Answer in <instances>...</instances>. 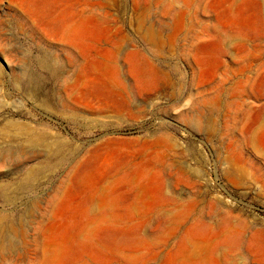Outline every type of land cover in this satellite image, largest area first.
I'll use <instances>...</instances> for the list:
<instances>
[{"label":"rangeland","instance_id":"obj_1","mask_svg":"<svg viewBox=\"0 0 264 264\" xmlns=\"http://www.w3.org/2000/svg\"><path fill=\"white\" fill-rule=\"evenodd\" d=\"M0 264H264V0H0Z\"/></svg>","mask_w":264,"mask_h":264},{"label":"bare ground","instance_id":"obj_2","mask_svg":"<svg viewBox=\"0 0 264 264\" xmlns=\"http://www.w3.org/2000/svg\"><path fill=\"white\" fill-rule=\"evenodd\" d=\"M29 132H30V130H29ZM33 139L34 138H31L30 140H29V142H33ZM34 142H35V139H34ZM2 228V227H1ZM3 230V229H2ZM3 232V231H2ZM1 232V233H2ZM7 236H8V233H7V231H5V232H3V234L1 235V237L4 239V242H5V239H7ZM10 239V238H9ZM10 241H11V239H10Z\"/></svg>","mask_w":264,"mask_h":264}]
</instances>
